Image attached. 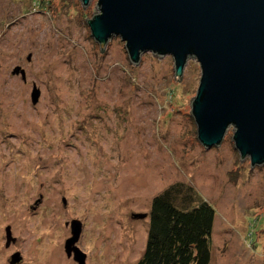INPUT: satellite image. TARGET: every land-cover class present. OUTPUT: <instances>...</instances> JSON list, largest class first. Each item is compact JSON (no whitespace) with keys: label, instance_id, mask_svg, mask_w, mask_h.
I'll list each match as a JSON object with an SVG mask.
<instances>
[{"label":"rangeland","instance_id":"1","mask_svg":"<svg viewBox=\"0 0 264 264\" xmlns=\"http://www.w3.org/2000/svg\"><path fill=\"white\" fill-rule=\"evenodd\" d=\"M96 3L0 0V264H77L72 219L84 264H134L151 200L175 181L215 209L209 264H264V164L240 159L232 125L198 140L199 63L176 78L170 54L132 63L119 35L100 50Z\"/></svg>","mask_w":264,"mask_h":264},{"label":"water","instance_id":"2","mask_svg":"<svg viewBox=\"0 0 264 264\" xmlns=\"http://www.w3.org/2000/svg\"><path fill=\"white\" fill-rule=\"evenodd\" d=\"M96 7L85 19L100 50L119 35L132 63L145 51L170 54L176 78L195 58L200 77L190 114L198 140L206 148L219 145L232 125L240 159L264 164V0H97ZM37 93L34 88L33 101ZM81 227L72 219L64 244L77 264H84L75 245ZM6 238L7 245L15 240L10 226Z\"/></svg>","mask_w":264,"mask_h":264},{"label":"trees","instance_id":"3","mask_svg":"<svg viewBox=\"0 0 264 264\" xmlns=\"http://www.w3.org/2000/svg\"><path fill=\"white\" fill-rule=\"evenodd\" d=\"M144 250L134 264H209L215 209L191 184L175 181L155 194Z\"/></svg>","mask_w":264,"mask_h":264}]
</instances>
